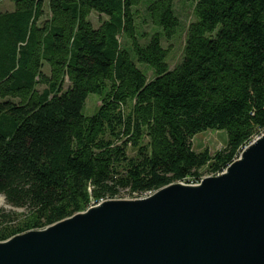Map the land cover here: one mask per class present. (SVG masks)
<instances>
[{"label": "trees", "instance_id": "1", "mask_svg": "<svg viewBox=\"0 0 264 264\" xmlns=\"http://www.w3.org/2000/svg\"><path fill=\"white\" fill-rule=\"evenodd\" d=\"M13 1L0 12V194L26 211L0 210V240L102 198L198 182L264 129V0H193L196 19L173 68L162 37L180 25L174 0L148 2L162 30L146 42L137 27L145 0ZM93 11L107 16L97 27ZM92 92L104 99L87 115ZM208 128L227 129L226 145L195 150L192 138Z\"/></svg>", "mask_w": 264, "mask_h": 264}, {"label": "water", "instance_id": "2", "mask_svg": "<svg viewBox=\"0 0 264 264\" xmlns=\"http://www.w3.org/2000/svg\"><path fill=\"white\" fill-rule=\"evenodd\" d=\"M0 264H264V133L198 184L107 198L0 240Z\"/></svg>", "mask_w": 264, "mask_h": 264}, {"label": "rangeland", "instance_id": "3", "mask_svg": "<svg viewBox=\"0 0 264 264\" xmlns=\"http://www.w3.org/2000/svg\"><path fill=\"white\" fill-rule=\"evenodd\" d=\"M150 1L151 0H145V2L140 5L141 13L139 14L137 18L138 33L142 35L140 37L141 42H146L149 39V35L154 33V31H156L157 29L162 30L161 28L153 25V23L151 22L147 14V4ZM196 4H197V1H193V0H174V11L180 19V25L178 27L176 34L171 39L168 40L164 36L162 37L163 45L169 48L167 61L171 68L176 66L183 59V51H184V46H185L186 39H187V29H188L189 24L196 19V13H195ZM14 9H15V3L13 0L0 1V12L12 11ZM106 17L107 16L105 14H99L95 11H93L92 14L90 15V18L96 27L99 26L102 19H105ZM146 33L149 35L144 36V34ZM120 41L124 46H126L129 43V40L127 39L125 35H120ZM134 60L136 61L138 67H140L146 73L149 79L155 77V72L149 64L140 62L136 60L135 58ZM44 71L48 74L50 73V67L48 64L44 67ZM69 83H70L69 80H67L65 83V88L69 86ZM45 87H46L45 84H38V88L41 90L44 89ZM5 99H13L14 101H19L18 97H14L12 95L7 96ZM103 99L104 98L102 94H99L96 92L90 93L84 104V108H83L84 113L87 115H91L97 112L100 105L103 103ZM263 133H264V129L255 133V135L239 149L238 153L236 154V157H238V155L240 154L241 150L244 148L245 145H247L251 140L255 139L256 137L262 135ZM192 141H193V147L197 151H200L208 147L212 152H215L216 150L226 145L228 141V132H227V129L225 128L223 129L208 128L206 130L200 131L197 134H195L194 137L192 138ZM227 166H225L221 170V173L226 169ZM201 172H202L200 175L201 179L199 182H191L189 180V178L191 177L187 179L179 180V181L190 183V184H198L205 177L218 175L217 172H220V171H209L207 166H205L201 170ZM147 195L148 194L146 195L143 194L140 196H132L130 194L124 193L115 198H118V197L139 198V197H144ZM102 200L103 198L97 201L96 203H99ZM96 203H92V204H96ZM0 210H4V212H9L10 210H17L19 212H24L26 211V207L24 206L14 207V205H12L11 203L7 201L6 205H0Z\"/></svg>", "mask_w": 264, "mask_h": 264}, {"label": "bare ground", "instance_id": "4", "mask_svg": "<svg viewBox=\"0 0 264 264\" xmlns=\"http://www.w3.org/2000/svg\"><path fill=\"white\" fill-rule=\"evenodd\" d=\"M218 173V175L219 174H221V171L220 172H217ZM212 174V173H211ZM216 174V173H215ZM201 179V178H200ZM200 181V180H199ZM198 181V182H199ZM195 182V181H194ZM144 195H146V194H144ZM104 200V199H103ZM96 203V202H95ZM7 204V200H6V198L3 196V195H0V205H6Z\"/></svg>", "mask_w": 264, "mask_h": 264}]
</instances>
